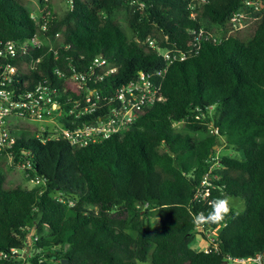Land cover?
<instances>
[{
    "label": "trees",
    "instance_id": "16d2710c",
    "mask_svg": "<svg viewBox=\"0 0 264 264\" xmlns=\"http://www.w3.org/2000/svg\"><path fill=\"white\" fill-rule=\"evenodd\" d=\"M195 2L70 0L57 19L39 0L34 19L19 0H0V41L41 40L40 47L1 60L17 69L6 89L65 86L57 100L69 108L90 91L112 95L143 72L164 97L119 133L86 146L49 137L48 124L38 134L14 136L0 152V264H229L264 253V7L247 28L226 36L210 30H228L241 0H204L193 9ZM152 30L159 33L158 41L151 36L156 47L147 42ZM199 31L207 39L196 49L191 39ZM168 48L186 57L166 66L158 49ZM96 56L116 71L101 80L89 76ZM75 73L86 75L82 90L69 82ZM109 106L61 123L81 125ZM209 106L211 114L196 118ZM221 144L210 199L237 198L243 209L231 207L222 222L205 224L219 226L216 250L193 249L202 234L193 217L211 211L206 201L193 200L194 192ZM8 155L11 165L29 160L25 172L41 183L8 185Z\"/></svg>",
    "mask_w": 264,
    "mask_h": 264
},
{
    "label": "built area",
    "instance_id": "2783aa9c",
    "mask_svg": "<svg viewBox=\"0 0 264 264\" xmlns=\"http://www.w3.org/2000/svg\"><path fill=\"white\" fill-rule=\"evenodd\" d=\"M200 2H204V0H197V2L191 4V7L194 9ZM241 5L231 15L228 30L219 27V34L228 36L231 32L247 28L258 18L261 9L264 7V0H241ZM191 16H194V14L191 13ZM42 29H46V23L43 24ZM208 35L211 36L210 33ZM203 38L207 39L203 31L193 33V38L191 39L192 46L198 49L199 43ZM147 42L151 47H156L154 39L148 37ZM40 46L41 40L37 36L24 41H0V69L2 70L0 72V152L9 149L15 140L9 127V119L11 117H23L47 123L50 122L53 125V129L49 137H61L73 145L86 146L119 133L126 126L137 120L139 113L145 106L164 100L158 82L152 81L151 77L143 72H139L136 80H130L116 87L112 95H103L101 97L95 91H90L89 95L82 100L75 101L69 108H66L57 100L61 95L67 93L65 86L59 89L48 84H38L18 94L14 90L6 89L4 85L12 82L17 69L9 63L2 65L1 60L15 57L17 54H25L30 48H38ZM158 51L166 61V66L174 60H183L186 57L183 52L172 48L158 49ZM37 62H39V59H36L34 63L32 62L30 68ZM97 70H100L99 73H97ZM115 71L116 69L109 66L103 57L96 56L91 63L89 76L96 75L95 77L101 80L104 76L112 74ZM56 73L58 76H62L57 70ZM85 76L84 74L75 73L69 78V82L73 85L74 89L82 90L86 84ZM104 105H110L104 115H98L96 118L86 121L81 125L65 127L61 123L63 117L78 119L92 115L98 112L99 109H102ZM212 109L211 106L206 107L196 118L207 117V115L212 113ZM180 124L182 122H177L174 126L178 127ZM212 131L215 134L217 133V129L215 128ZM41 141L44 142V139ZM223 146L225 145L215 146L214 152L208 158V168L195 189L194 201H206L210 205L211 191L217 188L214 182L219 180L218 170L221 165L219 159ZM7 157L9 164H12V156L8 155ZM14 165L24 171L31 169V162L29 160H21ZM32 181L35 184L41 183L40 180ZM196 229L202 233L198 235V242H204L205 246L203 249L205 251L209 249L216 250V237L219 226L196 225ZM13 253L17 252L13 251ZM229 264H264V254L259 253L248 258H232Z\"/></svg>",
    "mask_w": 264,
    "mask_h": 264
},
{
    "label": "rangeland",
    "instance_id": "374dc122",
    "mask_svg": "<svg viewBox=\"0 0 264 264\" xmlns=\"http://www.w3.org/2000/svg\"><path fill=\"white\" fill-rule=\"evenodd\" d=\"M22 4H24L31 12L32 17L37 19L40 16V9H39V0H19ZM48 2V5L51 7V15L57 19H61L63 17V14L66 10L70 8V0H46ZM119 22L121 26L126 27L124 19L119 18ZM218 29L213 28L210 30V32H214L215 34H219ZM209 32V33H210ZM210 35H213V33H210ZM155 38L156 41H158L159 33L155 30H152L151 34L149 35V38ZM50 123V122H49ZM47 122H43L41 120H34L29 118H13L9 119V127H11V131L14 136L20 134V133H26L28 135L38 134L40 131L44 130L45 125L49 124ZM180 124L179 126H181ZM49 131L53 129V125L50 123L48 125ZM222 151L224 150L225 146L222 147ZM227 153L231 155H235L237 158L240 157L238 153H235L231 151L230 149H227ZM3 169H5L7 174V181L6 183L10 186L20 185L22 187L31 188L34 185H37L32 181L27 173L18 168L15 165H11L9 163L3 164ZM231 207L234 209L235 212H240L243 209L242 202L237 198H232L231 201ZM47 230H43L42 235H46ZM40 236V235H36ZM205 246L204 242L199 243L198 239H195L193 243L191 244V247L193 249H202ZM22 264H29V262L22 261Z\"/></svg>",
    "mask_w": 264,
    "mask_h": 264
},
{
    "label": "clouds",
    "instance_id": "9594fccd",
    "mask_svg": "<svg viewBox=\"0 0 264 264\" xmlns=\"http://www.w3.org/2000/svg\"><path fill=\"white\" fill-rule=\"evenodd\" d=\"M230 196L225 195L223 198H217L210 201L211 211L207 214L201 212L197 213L193 217V223L196 225H204L211 223H220L231 212Z\"/></svg>",
    "mask_w": 264,
    "mask_h": 264
},
{
    "label": "water",
    "instance_id": "95a60500",
    "mask_svg": "<svg viewBox=\"0 0 264 264\" xmlns=\"http://www.w3.org/2000/svg\"><path fill=\"white\" fill-rule=\"evenodd\" d=\"M171 154V153H170ZM28 251V249H26V252ZM264 254V253H263ZM25 255H26V253H23V257H25ZM63 263H65L64 261H63ZM224 264H227L226 262H224Z\"/></svg>",
    "mask_w": 264,
    "mask_h": 264
}]
</instances>
